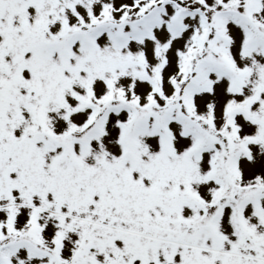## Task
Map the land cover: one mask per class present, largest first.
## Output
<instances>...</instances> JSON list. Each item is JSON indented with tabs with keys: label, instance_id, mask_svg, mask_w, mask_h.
<instances>
[{
	"label": "snow or ice",
	"instance_id": "1",
	"mask_svg": "<svg viewBox=\"0 0 264 264\" xmlns=\"http://www.w3.org/2000/svg\"><path fill=\"white\" fill-rule=\"evenodd\" d=\"M0 264H264V0H0Z\"/></svg>",
	"mask_w": 264,
	"mask_h": 264
}]
</instances>
